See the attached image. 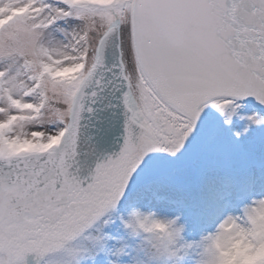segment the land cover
<instances>
[{"label": "snow or ice", "instance_id": "obj_1", "mask_svg": "<svg viewBox=\"0 0 264 264\" xmlns=\"http://www.w3.org/2000/svg\"><path fill=\"white\" fill-rule=\"evenodd\" d=\"M0 264H264V0H0Z\"/></svg>", "mask_w": 264, "mask_h": 264}]
</instances>
